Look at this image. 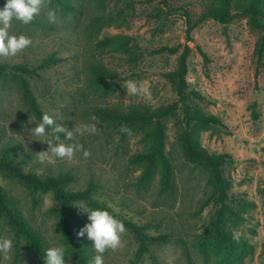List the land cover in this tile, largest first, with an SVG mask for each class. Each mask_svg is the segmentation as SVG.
<instances>
[{"label": "rangeland", "instance_id": "374dc122", "mask_svg": "<svg viewBox=\"0 0 264 264\" xmlns=\"http://www.w3.org/2000/svg\"><path fill=\"white\" fill-rule=\"evenodd\" d=\"M69 1L75 10H63L54 0H46L47 6L31 23L14 20L10 33L27 35L31 44L15 57L0 58V64L31 66L48 55L62 56L63 61L28 78L43 110L73 131L71 138L60 133L59 142L83 145L90 154L85 157L79 149L71 160L57 157L53 162L41 161L37 153L47 150L43 142L47 137L31 134L36 126L32 120L39 118L31 110L21 82L9 74L0 75V148L6 140L12 142L27 168L46 174L70 172L74 175L70 187L93 184L94 195L117 213L151 234L169 235L168 240L151 243L149 252L137 256V235L124 224L122 245L105 250L104 264H217L213 256L206 258L198 249L205 226L218 206L216 187L207 165L189 160L183 152L179 140L184 116L181 106L164 120L166 151L174 169L173 190H162L160 173L144 185L140 180L143 165L130 161L133 153L149 147L143 130L131 127L123 135L114 121L102 118L95 110L112 105L127 109L139 103L157 108L177 100L176 81L165 73L177 69L179 53L156 50L163 45L189 43L188 87L203 95L196 100L198 106L219 115L223 123L203 129L201 142L211 152L229 153L223 170L231 183L230 192L251 201L245 219L228 221L227 226L248 239L254 250L237 253L226 264H264V68L256 76L255 55L259 32L249 28L244 18L225 25L208 19L194 29V40L188 41L183 11L168 7L163 0ZM206 1L169 0L172 6L185 5L194 17L205 9ZM3 5L0 1V7ZM49 8L56 11L54 22L48 19ZM96 13L114 17L98 33L89 30ZM116 34L134 38L131 51L138 55L136 61L131 51L98 44ZM197 43L210 61L200 54ZM92 64H101L119 76L109 84H97L90 71ZM127 80L146 87L150 95L129 93ZM92 122L96 124L94 133L76 132V128ZM0 184L48 247L63 245L67 264H80L77 254L65 243L54 191H35L8 170H0ZM81 202L87 205L81 200L76 204ZM80 214L82 227L87 214ZM4 238L13 241V248L7 256L0 253V264H44L34 247L0 217V239ZM92 243L88 240L91 260L97 254Z\"/></svg>", "mask_w": 264, "mask_h": 264}, {"label": "trees", "instance_id": "16d2710c", "mask_svg": "<svg viewBox=\"0 0 264 264\" xmlns=\"http://www.w3.org/2000/svg\"><path fill=\"white\" fill-rule=\"evenodd\" d=\"M0 1L5 3V0ZM54 1L63 10H75L74 4L69 0ZM98 1L101 3L104 0ZM163 2L174 10L183 11L187 21L188 41L194 40V29L208 19H213L223 25L229 24L238 18L246 19L249 28L259 32L255 47V55L257 56L256 76L259 70L264 68V0H207L205 9L197 17H194L185 5L172 6L169 0H163ZM113 20V14L96 13L91 17L89 30L98 33ZM98 44L100 46L110 44L112 48L131 51L134 38L129 35L116 34L105 37ZM196 47L204 59L210 61V57L203 46L197 43ZM156 52L179 53L177 69L165 73L176 81L177 100L157 108L141 103L131 105L127 109L119 105L104 108L97 107L95 108L96 114L106 120L114 121L120 131L121 128H126L127 131H121L123 135H126L131 127L142 129L144 138L149 142V147L133 153L130 156V161L143 165L140 180L144 185L151 183L157 173H160L162 190H173L174 169L170 156L166 151L167 131L164 120L167 116L174 114L179 105L181 106L184 116L183 127L179 134L180 145L189 160L203 162L207 165L216 187L218 202V206L212 213L198 242V249L206 258L213 256L217 264H226L237 253L252 252L254 250L253 244L248 239L237 236L227 226L228 221L241 222L245 219L247 205L251 201L230 192L231 183L223 170V166L230 158L229 153L211 152L201 142L203 129L209 126L222 125L223 123L219 115L207 113L198 106L196 100H201L203 95L198 90L189 89L188 87V58L192 53L191 45L189 43L163 45ZM130 55L133 56V60H137L138 55H135L132 51ZM60 61H63L62 56L52 54L44 57L40 63L31 66L25 63L0 64V75L9 74L21 82L30 108L39 119L45 111L31 88L28 76L37 74L38 70L56 65ZM90 71L93 81L101 85L114 82L119 76L116 71H111L101 64H92ZM0 170L10 171L17 178L31 184L35 191H54L59 200V206L55 210L58 213L65 243L68 250L77 254L80 264H90L91 261L86 234L84 237L77 236V232L81 228L82 218L77 206L74 204L80 200L93 208H107L114 216L131 228L139 240V247L136 251L137 256L149 252L151 243L169 239L168 234H151L145 231L144 226L117 213L113 206L99 200L94 195L93 184L79 189L70 187L69 185L74 179L72 173L46 174L27 168L18 157L17 145L8 140L0 148ZM0 217L7 219L14 228L16 235L23 237L34 247L44 263L45 250L48 248L45 238L22 215L1 184Z\"/></svg>", "mask_w": 264, "mask_h": 264}, {"label": "clouds", "instance_id": "9594fccd", "mask_svg": "<svg viewBox=\"0 0 264 264\" xmlns=\"http://www.w3.org/2000/svg\"><path fill=\"white\" fill-rule=\"evenodd\" d=\"M46 0H5L0 7V58L15 57L31 44V38L25 34L10 33L12 22L20 21L27 25L33 21L42 9L46 7ZM47 16L50 22L56 19L55 9L49 8ZM127 91L133 95L149 96L146 87L138 86L133 80L125 81ZM95 120V117L92 118ZM36 126L31 128V134L37 138H44L43 142L48 145L47 150L38 152L41 161L53 162L54 158H67L71 160L74 153L83 149V145L65 144L60 141V133H65L67 138L73 135L72 130L57 123V120L47 112L43 113ZM96 124L94 122L84 124L82 128H76V132L94 133ZM121 131H127L121 128ZM40 141V140H39ZM90 153L83 149V155L87 157ZM80 213L87 214V222L77 232L78 237H86L91 240L96 255L90 264H104L103 253L106 249H116L122 245V234L126 232L123 221L114 216L107 208H93L84 203L74 204ZM13 248L10 238L0 239V253L7 256ZM66 250L63 245H53L45 250L44 264H67Z\"/></svg>", "mask_w": 264, "mask_h": 264}]
</instances>
